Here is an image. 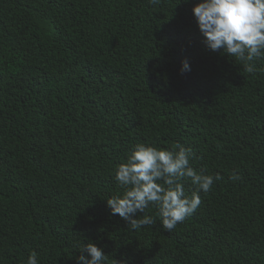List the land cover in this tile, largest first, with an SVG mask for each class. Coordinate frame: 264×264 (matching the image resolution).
<instances>
[{
  "label": "trees",
  "instance_id": "obj_1",
  "mask_svg": "<svg viewBox=\"0 0 264 264\" xmlns=\"http://www.w3.org/2000/svg\"><path fill=\"white\" fill-rule=\"evenodd\" d=\"M199 2L0 0V264H78L91 242L106 264H264V57L211 51ZM139 144L221 177L171 232L107 205Z\"/></svg>",
  "mask_w": 264,
  "mask_h": 264
},
{
  "label": "clouds",
  "instance_id": "obj_2",
  "mask_svg": "<svg viewBox=\"0 0 264 264\" xmlns=\"http://www.w3.org/2000/svg\"><path fill=\"white\" fill-rule=\"evenodd\" d=\"M149 3L157 5L160 0ZM192 12L211 51L223 50L243 61L248 72L254 71L249 62L264 57V0H200ZM190 71V63L185 59L180 72ZM192 155L190 148L179 144L173 150L136 145L126 162L116 169L115 180L124 192L107 199L111 214H118L135 231L155 223L145 212L154 205L163 228L171 232L198 209L199 192L207 193L214 181L221 179L218 174L198 173L190 165ZM185 179L197 186L190 197L182 183ZM137 213L142 215L136 218ZM79 252L78 264H106L108 260L103 248L93 242L83 245ZM27 264H39L35 251L29 255ZM115 264L126 261L116 260Z\"/></svg>",
  "mask_w": 264,
  "mask_h": 264
}]
</instances>
